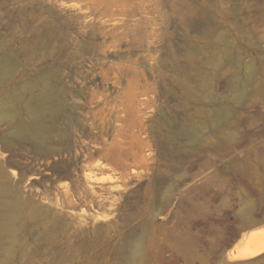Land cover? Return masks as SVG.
Wrapping results in <instances>:
<instances>
[{
  "label": "rangeland",
  "instance_id": "obj_1",
  "mask_svg": "<svg viewBox=\"0 0 264 264\" xmlns=\"http://www.w3.org/2000/svg\"><path fill=\"white\" fill-rule=\"evenodd\" d=\"M94 1L0 0V168L25 208L0 264H264L224 253L264 236V0ZM127 86L108 162L97 95Z\"/></svg>",
  "mask_w": 264,
  "mask_h": 264
},
{
  "label": "bare ground",
  "instance_id": "obj_2",
  "mask_svg": "<svg viewBox=\"0 0 264 264\" xmlns=\"http://www.w3.org/2000/svg\"><path fill=\"white\" fill-rule=\"evenodd\" d=\"M94 1V0H92ZM91 2V1H89ZM85 6V13L86 14H94L96 13V8L99 7L100 4H98L96 1H94L93 4H86ZM82 8V7H80ZM120 8V7H118ZM116 8V9H118ZM84 9V7H83ZM115 9V10H116ZM80 11V10H79ZM83 11V10H82ZM81 11V12H82ZM129 10L127 12L124 10H111V15H108V9L103 6V8L98 11V17H102L104 19L111 17H117V16H123V19L128 20L129 16ZM128 13V14H127ZM83 14V12H82ZM88 16V15H87ZM92 20V19H91ZM90 20V21H91ZM96 20V18H95ZM122 20V19H119ZM89 21V22H90ZM109 21V20H108ZM92 22V21H91ZM98 22V21H97ZM101 25H102V21ZM105 22V21H104ZM115 22V21H114ZM139 22V20L137 21ZM127 23V22H126ZM125 23V24H126ZM131 23V22H130ZM86 24V23H85ZM90 24V23H89ZM107 24V23H106ZM109 24V23H108ZM107 24V25H108ZM114 24V23H113ZM139 24V23H138ZM93 25V24H92ZM135 25V24H134ZM94 26V25H93ZM138 26V25H137ZM90 27V26H89ZM92 27V26H91ZM97 27V26H96ZM112 28V26H110ZM122 25L119 27L116 26V28H113L112 31L120 30L122 29ZM127 27V26H126ZM135 27V26H134ZM95 28V27H94ZM87 29V26H86ZM93 29V28H92ZM100 29V28H99ZM129 29V28H128ZM127 29V30H128ZM137 29V28H135ZM143 29V28H142ZM91 30V29H89ZM110 31V30H109ZM115 31V32H117ZM129 31V30H128ZM113 33V32H111ZM94 34V33H93ZM110 35V34H109ZM140 35V34H139ZM125 37V35L123 34ZM126 35V39H127ZM104 38V37H103ZM120 35H118L113 41H112V47H117L120 44ZM140 38V37H139ZM88 53V52H87ZM158 59H156L157 61ZM110 67V66H109ZM116 68V67H115ZM112 69V68H111ZM108 70V69H107ZM117 70V69H116ZM111 71V70H110ZM114 71V70H112ZM116 72V71H115ZM125 72V71H124ZM128 72V71H127ZM109 71L106 73L108 74ZM122 73V72H121ZM116 75V73H115ZM126 75V74H125ZM108 76V75H107ZM114 76V75H112ZM119 75H117L118 77ZM116 77V78H117ZM143 77V76H142ZM120 78V77H118ZM121 79V78H120ZM119 80V79H118ZM89 81V80H88ZM87 81V82H88ZM122 81V80H120ZM119 82V81H118ZM143 82V81H142ZM89 83V82H88ZM114 85H116V82L114 81ZM121 83V82H120ZM87 84V83H86ZM85 85V84H84ZM89 85V84H88ZM119 87V85H118ZM106 88V87H105ZM121 88V86H120ZM83 89V88H82ZM81 89V90H82ZM87 89V88H86ZM124 89V88H122ZM77 90V88H76ZM79 90V89H78ZM77 90V91H78ZM84 90V89H83ZM116 90V89H115ZM119 90V89H118ZM76 91V92H77ZM114 92V91H113ZM110 93V92H108ZM73 94V93H72ZM79 94V93H78ZM82 94V93H81ZM80 94V95H81ZM115 97L109 98L106 97V94H102L101 97L97 95V97L100 99V104L105 105L107 107H110L108 112L113 113L114 116H98L100 117V128L98 130V133L92 137L93 143L96 146L97 152L103 157V160L108 162H115V155L118 156L117 153L121 156L120 152L123 149V145L125 144V133L128 131V86L123 91H117ZM113 94V95H114ZM108 95V94H107ZM78 96V95H76ZM109 96V95H108ZM140 98V97H139ZM99 101V100H98ZM93 105V104H92ZM96 107V106H94ZM93 108V107H92ZM106 109V108H104ZM104 110L99 111L100 114H104ZM108 114V113H107ZM112 114V115H113ZM93 116V115H92ZM91 116V117H92ZM89 118V117H88ZM97 118V117H96ZM145 118V117H144ZM34 122L36 124V127H41L43 125V119L41 116H35ZM146 122H148L146 120ZM142 124V123H140ZM85 125V124H84ZM98 126V127H99ZM144 127V126H143ZM141 127V130H139L140 135L143 134V130ZM82 128V127H81ZM85 128V127H84ZM86 129V128H85ZM144 129V128H143ZM146 129V128H145ZM82 130V129H81ZM90 130V129H89ZM92 130V129H91ZM37 131V130H36ZM87 131V130H86ZM145 131V130H144ZM82 132V131H81ZM84 132V131H83ZM89 132V131H88ZM79 133V132H78ZM86 133V132H85ZM94 133V132H93ZM80 134V133H79ZM84 134V133H83ZM95 134V133H94ZM87 135V134H86ZM80 136V135H79ZM82 137V135H81ZM88 137V136H87ZM83 138V137H82ZM80 139V138H79ZM78 139V140H79ZM85 139V137H84ZM87 139V138H86ZM85 139V140H86ZM81 140V139H80ZM89 141V140H88ZM82 142V141H81ZM80 142V143H81ZM90 142V141H89ZM68 143V142H67ZM66 145V144H65ZM91 145V144H90ZM79 146V145H77ZM76 148V147H75ZM83 148V147H82ZM86 148V147H85ZM84 148V149H85ZM92 148V146H91ZM68 149V148H67ZM79 149V147H78ZM87 150L83 151L82 155H78L75 157V161L78 163L80 162V159H89L91 158V154L87 153ZM82 150V149H81ZM80 150V151H81ZM94 150V149H93ZM70 151V150H69ZM79 151V150H78ZM79 151V152H80ZM71 153V152H70ZM82 153V151H81ZM75 154V153H74ZM77 155V154H76ZM72 156V155H71ZM119 156V157H120ZM121 158V157H120ZM122 160V159H121ZM73 161V159H72ZM70 164V162H69ZM69 166V165H68ZM23 177V176H22ZM19 179V178H18ZM25 179V178H24ZM23 178L20 179V183L24 181ZM18 182V181H17ZM19 183V185H20ZM18 185V183H17ZM22 185V184H21ZM98 187V186H97ZM100 190L102 189L99 187ZM20 190H18V187L10 188L7 180L5 172L0 168V248H5L6 251L9 253L11 250L15 247L16 244L19 242V236L18 232L20 229V226L23 222V216H24V199L20 195ZM66 195L69 197V192L66 193ZM97 194L94 191V188H90V190L80 194L81 200L88 201L90 204L95 205L97 201ZM99 199V198H98ZM102 203V202H101ZM89 204V205H90ZM98 205L97 207H99ZM95 207V206H94ZM108 207V206H107ZM103 208V207H102ZM248 211L245 216L246 222H250ZM68 221V220H67ZM69 222V221H68ZM83 234V233H82ZM264 250V236H258L254 234H243V235H235L233 236L230 241L225 246V256L228 260L231 261H237V260H245L254 257L258 253L262 252ZM7 254V253H6ZM7 260V259H6ZM9 261V260H8Z\"/></svg>",
  "mask_w": 264,
  "mask_h": 264
}]
</instances>
